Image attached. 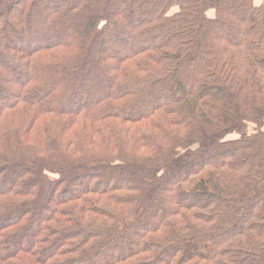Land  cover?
<instances>
[{
	"label": "trees",
	"instance_id": "trees-1",
	"mask_svg": "<svg viewBox=\"0 0 264 264\" xmlns=\"http://www.w3.org/2000/svg\"><path fill=\"white\" fill-rule=\"evenodd\" d=\"M0 264H264V0H0Z\"/></svg>",
	"mask_w": 264,
	"mask_h": 264
},
{
	"label": "rangeland",
	"instance_id": "rangeland-1",
	"mask_svg": "<svg viewBox=\"0 0 264 264\" xmlns=\"http://www.w3.org/2000/svg\"><path fill=\"white\" fill-rule=\"evenodd\" d=\"M254 1H255L256 4H259V3H261L263 0H254ZM193 182H194V181H192V182L189 184V187H191V186L193 185Z\"/></svg>",
	"mask_w": 264,
	"mask_h": 264
}]
</instances>
